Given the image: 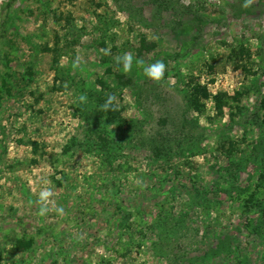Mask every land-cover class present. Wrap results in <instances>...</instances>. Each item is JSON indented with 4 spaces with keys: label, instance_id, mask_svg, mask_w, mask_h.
I'll use <instances>...</instances> for the list:
<instances>
[{
    "label": "rangeland",
    "instance_id": "rangeland-1",
    "mask_svg": "<svg viewBox=\"0 0 264 264\" xmlns=\"http://www.w3.org/2000/svg\"><path fill=\"white\" fill-rule=\"evenodd\" d=\"M262 176L264 0H0V264H264Z\"/></svg>",
    "mask_w": 264,
    "mask_h": 264
},
{
    "label": "trees",
    "instance_id": "trees-1",
    "mask_svg": "<svg viewBox=\"0 0 264 264\" xmlns=\"http://www.w3.org/2000/svg\"><path fill=\"white\" fill-rule=\"evenodd\" d=\"M262 178L264 179V176H262ZM253 197H254V196H252V198H250V199H251V201L253 200Z\"/></svg>",
    "mask_w": 264,
    "mask_h": 264
}]
</instances>
